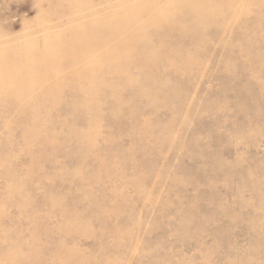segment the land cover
I'll return each instance as SVG.
<instances>
[{
    "label": "rangeland",
    "instance_id": "rangeland-1",
    "mask_svg": "<svg viewBox=\"0 0 264 264\" xmlns=\"http://www.w3.org/2000/svg\"><path fill=\"white\" fill-rule=\"evenodd\" d=\"M29 1L0 0V264H264V0H135L88 43Z\"/></svg>",
    "mask_w": 264,
    "mask_h": 264
},
{
    "label": "bare ground",
    "instance_id": "bare-ground-1",
    "mask_svg": "<svg viewBox=\"0 0 264 264\" xmlns=\"http://www.w3.org/2000/svg\"><path fill=\"white\" fill-rule=\"evenodd\" d=\"M43 1L47 2L48 11L61 12L66 9V10L83 12V14L80 12L79 18L76 16H71L68 19V22L71 24L72 28L77 29L79 31V32L71 31L70 33L81 35L82 37L81 42H86V43L89 42V37L90 38L93 37L92 40L95 42H100L102 39L108 40L112 38V36H114L113 31H111L106 26H104V25H108L109 21L114 19L113 12H117L120 15H124L129 12H134V10H146L145 6L142 5L141 2L136 1L137 3H134L135 0H124L119 3L115 2L117 0H31L29 1V4L30 5L32 4L35 6V8L40 9L42 7L41 3ZM109 15H112V16H109ZM35 25L37 26V24ZM31 40H29V42ZM26 45L25 47H28ZM18 46L19 45L16 44V42L11 43L10 39H7V38L4 39L2 36H0V67L4 68L3 66L4 62H8V63L10 62V60L12 59L13 53H14V48L12 47H15V50L19 51ZM11 48L13 51H10ZM78 143L80 144V146L84 145L82 141H79ZM112 215L113 214L109 216H112ZM63 232H70V231H63ZM55 233H58L57 227H56ZM3 241L6 242V240H3ZM62 250L64 251L63 248ZM32 252H34L36 255H39L38 250H35V251L32 250ZM22 254L23 253H20V252L15 253L13 250H9V252H7L6 254V257L8 258L7 264H26L25 263L26 258H24ZM51 257H55V260L60 261L62 264H83L84 262L83 258L79 257L78 253L73 252L69 249L68 251L64 253H61L60 250L55 249Z\"/></svg>",
    "mask_w": 264,
    "mask_h": 264
}]
</instances>
